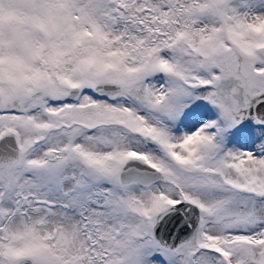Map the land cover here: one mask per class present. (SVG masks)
Here are the masks:
<instances>
[{"label": "snow or ice", "instance_id": "6c2138e0", "mask_svg": "<svg viewBox=\"0 0 264 264\" xmlns=\"http://www.w3.org/2000/svg\"><path fill=\"white\" fill-rule=\"evenodd\" d=\"M0 264H264V0H0Z\"/></svg>", "mask_w": 264, "mask_h": 264}]
</instances>
